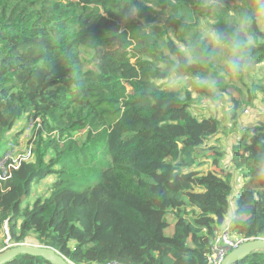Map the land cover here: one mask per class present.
<instances>
[{"label": "trees", "instance_id": "trees-1", "mask_svg": "<svg viewBox=\"0 0 264 264\" xmlns=\"http://www.w3.org/2000/svg\"><path fill=\"white\" fill-rule=\"evenodd\" d=\"M131 2L0 0V160L18 124L39 126L34 159L1 179L0 233L8 225L12 244L33 234L74 264H209L228 222L237 238L264 237V116L231 147L238 192L233 171L202 173L207 160L219 162L204 146L221 119L197 117L189 92L155 84L189 39L177 14L191 0H137L140 14L128 22ZM254 55L253 67L264 64V42ZM258 93L263 79L227 86L234 126ZM50 176L51 189L24 206L34 182ZM5 264L52 263L20 254ZM235 264H264V251Z\"/></svg>", "mask_w": 264, "mask_h": 264}, {"label": "clouds", "instance_id": "clouds-1", "mask_svg": "<svg viewBox=\"0 0 264 264\" xmlns=\"http://www.w3.org/2000/svg\"><path fill=\"white\" fill-rule=\"evenodd\" d=\"M230 3L191 0L184 5L177 15L189 29V39L176 45L175 58L166 61L156 87L174 91L183 86L186 69L201 66L192 73L190 84L204 93L197 107L208 110L223 100L232 81L253 75L255 48L264 42V0H242L232 7ZM140 11L137 0H132L125 19L135 20Z\"/></svg>", "mask_w": 264, "mask_h": 264}, {"label": "rangeland", "instance_id": "rangeland-1", "mask_svg": "<svg viewBox=\"0 0 264 264\" xmlns=\"http://www.w3.org/2000/svg\"><path fill=\"white\" fill-rule=\"evenodd\" d=\"M160 1L163 2L165 0H160ZM105 52H107V49L103 48L98 52V55L104 54ZM89 67L90 65L88 64L84 66V68H89ZM252 71H253V75L247 77L248 83H251L253 78L264 80V64H260V65L255 64V67H253ZM190 80H191L190 75H184L183 86L176 89V91H181L183 95H186L187 92H189L190 95H192L194 103L191 109L192 112L197 117L202 118V117L216 116L217 118L221 119L222 125L224 127L220 134L211 138L210 141L207 142V144L204 146L205 149H208L209 155H216L217 157H219L218 164L217 165L214 164L213 159L211 158L210 160L204 162L200 171L202 173H207L209 171H216L221 175H225L230 170L233 171L236 176V181H235L236 192H238L239 189L242 187L243 178L241 177V174L237 172L231 165L230 162L231 147L248 127L257 125L263 118L264 93H258L257 101L253 102V104H248V105L245 104L243 106V111L240 114L239 118L237 119V126H234V122L230 118V111L233 106L230 100V96L225 94L223 100L214 109L205 110L203 108H198L197 105L201 104V100L204 95L198 92L196 88L191 86ZM242 91L246 93L245 88H242ZM231 92L233 93L232 95L233 97L237 99L240 97V92L238 90L231 89ZM26 124L27 121L23 120L20 124H18L17 127H15V129L9 135V139H10L9 145L10 147H12V150L8 152L7 155L2 160H0V176L3 173L1 168L6 169L9 174H12V171L17 168V166L12 167L14 166L12 165L13 162L11 164L10 161L7 162L9 158H13L15 162L19 165L21 164L22 159H27V160L34 159L33 154L31 153L29 154V152L26 153L28 149L31 147L29 146V144L31 143V139L34 135V130L26 131L25 135H23L22 137L21 136L18 137L16 141H14L16 133L21 129H23ZM6 140L7 137H5L4 142H6ZM55 180H56L55 176H50L41 183L34 182L31 188L30 197L25 201L24 206H31L36 200L38 195L41 196L46 194L51 189ZM0 182L2 185L1 178H0ZM234 205L236 204L234 203ZM169 221H171L172 224L166 230L167 235L173 234V217L169 218ZM4 230L6 231L0 233V253L3 252L8 247H13L18 245L11 243L10 240L11 236L8 225L4 226ZM22 243L32 246H44L35 238V235L33 234L31 236L26 237L25 241Z\"/></svg>", "mask_w": 264, "mask_h": 264}, {"label": "water", "instance_id": "water-1", "mask_svg": "<svg viewBox=\"0 0 264 264\" xmlns=\"http://www.w3.org/2000/svg\"><path fill=\"white\" fill-rule=\"evenodd\" d=\"M263 250L264 251V237L247 239L238 247L231 250L225 257L222 264H235L243 257L252 252ZM20 254H29L33 256H41L52 264H74L59 253L54 248L48 246H32L26 244H18L9 249H5L0 254V264H5Z\"/></svg>", "mask_w": 264, "mask_h": 264}, {"label": "built area", "instance_id": "built-area-1", "mask_svg": "<svg viewBox=\"0 0 264 264\" xmlns=\"http://www.w3.org/2000/svg\"><path fill=\"white\" fill-rule=\"evenodd\" d=\"M36 120L37 119L35 120L32 119L27 123L25 127V131L23 132L22 136L26 134V131L37 130L39 128V126H36V122L38 121ZM28 152L29 154L31 153V147L28 149L26 153ZM9 161H10V164L13 162L12 165L14 166L12 167L17 166L18 168L19 164H17L13 158H9L7 162ZM1 170L3 171V173L0 176L1 179H4L10 176V174L8 173L6 169L1 168ZM0 187H1V182H0ZM246 240L247 239L237 238L235 234L233 233V229L231 228V222H228L227 224H225L222 231L217 235V237L215 238L213 242L212 248L208 254V263L209 264H222L225 257L228 255V253L234 248L238 247L241 243H243ZM109 264H117V263H109Z\"/></svg>", "mask_w": 264, "mask_h": 264}]
</instances>
